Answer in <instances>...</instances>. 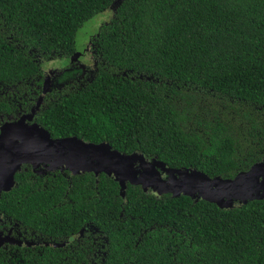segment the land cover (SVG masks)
Segmentation results:
<instances>
[{"label":"trees","instance_id":"obj_1","mask_svg":"<svg viewBox=\"0 0 264 264\" xmlns=\"http://www.w3.org/2000/svg\"><path fill=\"white\" fill-rule=\"evenodd\" d=\"M114 1L0 0V115L10 116L0 128L43 96L32 122L54 139L106 142L211 178L262 161L264 0H121L90 38L91 64L79 61L78 30ZM57 60L68 61L51 77L44 66ZM0 218L94 237L76 253L22 248L15 259L0 247V264H264V199L223 209L129 183L122 196L104 173L23 165Z\"/></svg>","mask_w":264,"mask_h":264},{"label":"water","instance_id":"obj_2","mask_svg":"<svg viewBox=\"0 0 264 264\" xmlns=\"http://www.w3.org/2000/svg\"><path fill=\"white\" fill-rule=\"evenodd\" d=\"M120 2L115 0L112 10ZM78 60H82L80 54ZM48 76L43 95L49 89ZM42 101L43 96L30 114L0 128V197L14 187L15 175L22 166L29 165L39 174L56 170L69 171L72 175L104 173L119 183L122 196L129 183L140 185L145 192L151 189L156 195H185L223 209H232L236 202L246 204L264 199V158L232 179L211 178L196 169L170 168L166 163L149 160L140 153H121L106 142L88 143L76 137L54 139L38 123L32 122ZM5 241L9 240L2 238L0 232V246Z\"/></svg>","mask_w":264,"mask_h":264},{"label":"flooded vegetation","instance_id":"obj_3","mask_svg":"<svg viewBox=\"0 0 264 264\" xmlns=\"http://www.w3.org/2000/svg\"><path fill=\"white\" fill-rule=\"evenodd\" d=\"M87 46L88 47L86 48L88 49L85 50L83 53H80L77 50L76 52L79 53L81 57L82 54L86 55L87 52H89V48H90L89 45ZM83 60L85 59L82 57L81 61L84 62ZM57 72H55V74H52L51 77L55 76ZM0 89L4 91L5 87H3L1 84ZM24 115H28V114H23L21 117H23ZM9 117H10L9 115H5V117L3 115H0V121L3 122L5 118L7 119ZM6 222L7 221H3L0 218V226L4 223L3 229H0V232L2 238L9 241H5L0 247H4V249H7L9 246H14L16 248L14 250L15 259H17L19 253L22 252L21 251L22 248L23 250H25L26 255H29V253H31V251L33 250H35L36 253L39 255H41L42 252H46L47 255L48 253H50L51 255L53 254L57 255L56 254L57 252L73 253V251H75L76 253L77 249L87 248V247H82V244H86L88 241L90 242L94 238L93 235L91 234L83 235L84 231L86 230V226L80 229L79 232H70L69 234L66 232H62L61 234L59 233L58 236L52 237L51 234H49L47 231L37 232L34 231L33 228H31L30 231L22 230L18 222H15L14 225L8 228ZM61 230L63 231V229ZM29 256H27L26 259L21 258L20 262L23 264H34L37 261L34 257L31 258ZM72 257H74V254L70 255V257H65V259H72Z\"/></svg>","mask_w":264,"mask_h":264},{"label":"rangeland","instance_id":"obj_4","mask_svg":"<svg viewBox=\"0 0 264 264\" xmlns=\"http://www.w3.org/2000/svg\"><path fill=\"white\" fill-rule=\"evenodd\" d=\"M112 8H108L107 10L95 15L92 19L87 21L85 25L80 28L76 35V48L80 53L85 51L87 45H89L90 38L94 36V34L98 31L99 27L108 22L110 17L112 16ZM82 57L85 59L83 63L91 64L92 58L88 55L82 54ZM68 60H57L53 62H49L45 64L44 69L48 74H55L58 71V68L63 67L67 64ZM240 204V202H236V205Z\"/></svg>","mask_w":264,"mask_h":264}]
</instances>
